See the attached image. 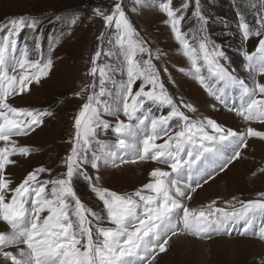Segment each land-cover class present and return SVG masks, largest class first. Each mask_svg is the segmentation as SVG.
<instances>
[{
    "label": "snow or ice",
    "instance_id": "snow-or-ice-1",
    "mask_svg": "<svg viewBox=\"0 0 264 264\" xmlns=\"http://www.w3.org/2000/svg\"><path fill=\"white\" fill-rule=\"evenodd\" d=\"M142 2L135 0L137 5ZM258 2L264 9V0ZM171 4L172 0H162L160 11L166 14L182 54L190 64L187 74L220 102L229 89H239L241 103L235 109L236 115L245 122L264 124V83L256 81L254 87H250L234 74V70L230 71L221 63V59L227 60V57L220 46L204 35L206 20L199 0H195L191 13L201 26L190 30L195 43H190L188 34L181 31V22L185 19L182 13L189 8V3L185 2L181 9H174ZM92 13L103 20L109 32H101L97 37L101 46L92 55L91 67L86 73L92 78L91 82L75 93L77 98L86 96V99L73 118L70 149L62 160L66 170L56 178L40 180L41 174H50L51 170L39 167L28 172L15 187L6 176L7 167L16 163L11 157H27L31 149L11 138L27 136L52 113L14 107L8 103V98L30 92L33 82L39 84L42 78L49 76L53 67L50 53L59 38L50 42L47 59L41 53L39 59L33 60L30 58L33 49L27 42L18 47L19 36L24 29H29L34 50L39 52L42 47L41 18L25 14L0 23V141L4 142L0 147V221L10 228L8 233H0V257L10 264H152L158 253L167 251L172 236L202 238L213 226L219 232L226 225L241 222L244 227L240 235H247L252 219L257 215L264 216V193L259 194L262 199L238 201L239 207L228 201L225 202L227 207H218L213 200L200 208H191L185 200H191L192 194L201 187L199 180L195 186L192 181L204 171L210 158L223 160L219 168L223 172L241 157L239 148L247 146V138L264 141V131L249 126L245 132H236L211 118H191L181 109L195 113L196 108L182 101L177 105L168 94L153 63V52L129 21L122 0H117L111 11L96 7ZM237 16L242 40L247 42L253 36L259 38L252 52H242L243 67L253 79L264 76V16L258 14L256 24L259 27L255 29L242 14L237 13ZM63 19L70 29L80 20V15L75 13ZM105 41L115 50H105L102 46ZM102 55L109 58L122 56V73L126 79L116 81L113 78L116 69L111 64H98ZM205 69L207 77L203 74ZM164 71L167 72V68ZM137 82L139 87L134 88ZM108 83L116 87L114 96L106 87ZM258 94L260 98H257ZM149 103L161 109L167 107L170 111L154 115L151 109L145 110ZM121 114L125 119L117 120L114 127L115 149L134 151L133 163L151 160L170 169H153L149 173L150 182L130 194H118L99 186L100 176L93 178L85 170L90 166L98 173L101 163L116 166L117 153L101 146L98 155L93 143L96 128L108 127L103 116ZM174 120L178 130L172 129L170 122ZM158 140L163 142L158 143ZM225 143L238 145L235 153L226 159L220 148ZM259 172L264 173V167ZM78 175L84 176L90 191L102 203V213L86 207L77 196L73 179ZM44 213L46 215H42ZM105 223L109 226H102ZM259 239L264 241V231ZM5 248H16L17 251H4ZM260 264H264V257Z\"/></svg>",
    "mask_w": 264,
    "mask_h": 264
},
{
    "label": "rangeland",
    "instance_id": "rangeland-1",
    "mask_svg": "<svg viewBox=\"0 0 264 264\" xmlns=\"http://www.w3.org/2000/svg\"><path fill=\"white\" fill-rule=\"evenodd\" d=\"M250 1L257 3L258 0H243V3L240 1V4L243 6L245 3L248 8L251 4ZM116 2L117 0H0V23L5 22L7 18L25 14L40 17L44 25L57 21V17H60L58 21L64 23V27L57 26L52 30L54 36H49V42L59 38V42L51 51L53 67L49 76L42 78L39 84L33 82L30 85V92L14 95L8 100V103L17 108L47 110L52 113L51 116L44 119L40 127L27 136L11 138L19 145L28 146L31 149L27 157L20 155L11 157L16 163L7 167L6 176L13 181L12 187L19 184L28 172L39 167L51 170L50 174L48 172L41 174L40 180L56 178L65 172L62 160L70 149L69 140L74 132L73 118L86 99V96L84 99L77 98L75 93L79 92L85 84L91 82L92 78L88 77L86 73L91 67L92 55L101 46L97 37L101 32H109L104 27L103 20L93 16L92 9L100 7L111 11ZM161 2L162 0H143L140 5H137L135 0H122L129 21L138 32L139 37L147 42L153 52V63L159 71L165 89L177 105H180L182 101L186 104L190 103L196 108L195 113L181 109L191 118H211L223 127L237 132L241 126L239 117L215 103L212 96L187 74L190 69L189 62L179 51L180 45L171 31L166 14L160 11ZM185 2H188L190 6L183 10L182 14L185 19L181 22V31L187 29L185 25L192 30H197L201 26L197 24L195 18L191 17L195 8V0H172L171 6L174 9H181ZM199 4L201 13L206 20L203 32L204 34L208 33L210 39L214 37L216 40L211 39L214 43L225 44L229 49L253 46L254 43H247V45L241 43L237 32H233V37L229 35L222 38L225 30H233L232 24L236 21L229 0H199ZM237 5L239 7V4ZM134 7L136 11H132ZM75 13H79L80 20L69 29L63 18L70 17ZM89 17L92 18L89 19ZM215 17L226 21L230 26L216 25ZM111 31L115 32L114 27ZM102 46L105 50L113 48V45H109L107 41ZM113 50L115 49L113 48ZM157 54L158 58H155ZM229 56L230 64L235 68L236 73L246 78L242 67L240 68L241 61L237 55L230 52ZM98 64H111L116 69L113 73V78L116 81L126 79V75L122 73L124 65L122 56L109 58L102 55ZM165 68H167V72L164 71ZM178 69H184V71ZM19 71L18 69L17 75ZM259 79L260 83H264V77ZM106 87L109 93L114 96L116 87L112 83H108ZM138 87L139 82L134 88ZM148 109H151V113L154 115L162 113L159 107L150 103L145 110ZM103 119L108 123V127L96 128L93 149L99 155L101 146H105L116 152L117 156L116 166L101 163L98 173L90 166H86L85 170L89 176L93 178L96 175L100 176L99 186L118 194H130L150 182L149 173L153 169L170 170L165 164L151 160H137L133 163L136 156L134 151H124L114 147L116 141L114 127L117 120H123L125 117L122 114L120 116L104 115ZM170 124L173 126L174 122L172 121ZM172 128L173 130L177 129V127ZM259 129L264 130V127ZM157 142L162 143L163 140ZM3 146L4 142L0 141V147ZM242 154L239 161L233 163L225 172L199 189L196 194H192V199L188 200L187 204L190 207L198 208L214 199L228 201L231 204H238V200L262 199L259 194L264 193V173L259 172V169L264 167V142L251 140L248 149L245 152L242 151ZM91 155L90 152L89 156ZM73 187L86 207L97 213H102V203L90 191L89 183L84 176L74 177ZM28 207H31L30 204ZM42 215H46V213ZM102 226L108 227L109 225L105 223ZM8 231H10L9 226L0 221V233H8ZM241 241H245V243ZM246 241L255 240L243 237L201 241L187 235L172 236L167 251L158 253L157 249L158 254L152 264H260V259L264 257V243L256 241L261 243V246L257 247V251H253L249 245L248 248L246 247L248 243ZM249 248L252 251H249ZM4 251L16 252L17 249L5 248ZM0 264H10V262H5L0 257Z\"/></svg>",
    "mask_w": 264,
    "mask_h": 264
},
{
    "label": "bare ground",
    "instance_id": "bare-ground-1",
    "mask_svg": "<svg viewBox=\"0 0 264 264\" xmlns=\"http://www.w3.org/2000/svg\"><path fill=\"white\" fill-rule=\"evenodd\" d=\"M208 186V185H207ZM203 188V187H202ZM183 242H184V240H183ZM241 242H244L245 243V241H241ZM248 241H246V243H247ZM248 245H249V247H251L252 249H253V251L254 250H258L257 249V247H260L261 246V243H259V242H256V241H249L248 243H247V245H246V247L248 248ZM255 247V248H254ZM251 248H249V251H252L251 250Z\"/></svg>",
    "mask_w": 264,
    "mask_h": 264
},
{
    "label": "trees",
    "instance_id": "trees-1",
    "mask_svg": "<svg viewBox=\"0 0 264 264\" xmlns=\"http://www.w3.org/2000/svg\"><path fill=\"white\" fill-rule=\"evenodd\" d=\"M241 9L244 10V7L242 6ZM215 22H216V23H215L216 25H219V24L217 23V21H215ZM219 22H221V21H219Z\"/></svg>",
    "mask_w": 264,
    "mask_h": 264
}]
</instances>
